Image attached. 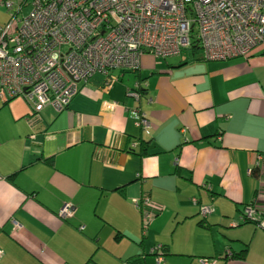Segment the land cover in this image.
I'll list each match as a JSON object with an SVG mask.
<instances>
[{
    "label": "crops",
    "instance_id": "crops-1",
    "mask_svg": "<svg viewBox=\"0 0 264 264\" xmlns=\"http://www.w3.org/2000/svg\"><path fill=\"white\" fill-rule=\"evenodd\" d=\"M116 74L110 88L94 75L61 113L0 97V264H158L156 246L160 264H264V230L240 218L264 192V48L225 61L145 53ZM142 197L155 214L145 233Z\"/></svg>",
    "mask_w": 264,
    "mask_h": 264
},
{
    "label": "built area",
    "instance_id": "built-area-1",
    "mask_svg": "<svg viewBox=\"0 0 264 264\" xmlns=\"http://www.w3.org/2000/svg\"><path fill=\"white\" fill-rule=\"evenodd\" d=\"M3 5L10 19L0 27V97L24 99L36 116L48 106L65 111L98 73L110 88L119 79L116 72L138 71L145 53L168 58L195 49L206 60L225 61L264 48V0H5ZM138 123L151 128L143 113ZM132 203L141 211L145 233L155 216L152 201L142 197ZM72 209L65 205L60 218H69ZM213 212L212 206H200L202 218ZM240 218L264 230L263 191ZM152 253L160 264L162 246ZM216 261L201 258L200 264Z\"/></svg>",
    "mask_w": 264,
    "mask_h": 264
},
{
    "label": "trees",
    "instance_id": "trees-1",
    "mask_svg": "<svg viewBox=\"0 0 264 264\" xmlns=\"http://www.w3.org/2000/svg\"><path fill=\"white\" fill-rule=\"evenodd\" d=\"M151 148H152V146L150 145V143L142 141L140 143V153H139L140 156L147 155L149 153V151H150ZM240 216H241V214H240ZM243 222L245 223V221H243ZM249 223H252V222H249ZM245 255H246V250H243L240 253V257H244ZM129 263L130 264H146L145 263V260L143 258H139L137 256L130 258L129 259Z\"/></svg>",
    "mask_w": 264,
    "mask_h": 264
},
{
    "label": "rangeland",
    "instance_id": "rangeland-1",
    "mask_svg": "<svg viewBox=\"0 0 264 264\" xmlns=\"http://www.w3.org/2000/svg\"><path fill=\"white\" fill-rule=\"evenodd\" d=\"M24 11H25V13H28V11H29V10L25 8V10H24Z\"/></svg>",
    "mask_w": 264,
    "mask_h": 264
}]
</instances>
